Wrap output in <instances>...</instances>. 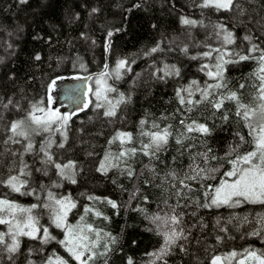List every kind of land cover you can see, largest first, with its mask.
<instances>
[{"label":"trees","instance_id":"1","mask_svg":"<svg viewBox=\"0 0 264 264\" xmlns=\"http://www.w3.org/2000/svg\"><path fill=\"white\" fill-rule=\"evenodd\" d=\"M200 2L201 0H28L26 4H20L19 0H0V153H3L0 156V177L8 175L13 161L19 164V155L13 157L5 149L22 150L21 145L2 143L9 135L7 126L12 121L23 118L30 102L43 98L47 103L49 92L46 91V85L51 79L56 76L85 74L97 76L107 64L108 82L117 88L116 93L109 95L112 103L115 104L121 92L126 98L131 96L130 102L117 106L116 117L110 118L103 115L104 108L94 107L98 102L90 94L89 103L84 106V110L81 111L80 107L72 113L68 125V141L63 149L56 147L62 141L60 133L53 134L55 143L50 151L58 163H75L76 184L61 180L56 174L57 170L51 166L47 176L36 172L35 169L42 166V154L36 156L32 153L23 157L32 169V186L39 189L41 183L50 186L55 181L62 186L51 190L58 197L70 195L77 203V208L69 214L70 223H76L84 215L85 206L110 217V221H106L94 214L85 216L86 222L111 232L119 240L110 254L108 264H126L129 256L135 264H148L151 259L148 253L162 246L163 233L172 227L171 224H165L164 218L170 216L176 206L175 191L180 186L179 179L191 174L192 167L196 165L201 168L216 167L219 169L216 173L217 180L205 182L215 184L220 173L226 171L229 165L223 159L212 160L211 156L225 157L229 145L239 143L235 136L237 131L247 137V129L235 117V107L230 102L224 105L229 110V120L225 122L220 118L224 109L212 115L214 110L205 103L192 106L193 110L188 112L186 109L189 105L179 103L176 90L192 80L199 81L202 87L205 81L213 83L200 71V67L204 63L211 66L214 60H192L190 57L208 51L206 46L222 47L216 36L217 30L213 27L218 23L225 24L235 35L236 43L224 46L229 51L246 53L250 45L243 37L248 34L253 36V42L264 48V31L261 28L264 25V0H238L244 9L243 16L238 15L239 10L235 8L233 11L202 9L197 7ZM135 4H140L141 7H133ZM93 8L99 11L93 13ZM181 16L203 20L204 26L182 25ZM116 29L120 31L117 32ZM109 31L114 35L111 37V50L106 52L105 43ZM157 44L162 51L145 55ZM185 45L189 49L187 55L181 51ZM37 54L41 56L40 61L35 60ZM215 55L213 53V57ZM124 58L129 59L130 63L135 60L131 65L132 72L122 70V79L116 80L113 75L116 62ZM81 63L86 66L87 73L80 70ZM165 64L180 68L181 75L169 76L164 80L154 77V70L162 69ZM256 68L255 61L226 65L225 78L229 88L236 90L240 83L247 85L241 90L245 102H250L254 94L251 87L253 77L250 74ZM159 75H163V72ZM199 98V93L193 97L194 100ZM9 99L13 104L5 109L3 104H7ZM17 103L19 108L14 107ZM181 119L185 120V124L193 120L205 123L212 129V134L204 136L195 131L188 133L180 124ZM141 120H146L147 123L141 126ZM153 124L159 127L153 128ZM168 126H171L169 131L172 136L165 148L157 154V158H150L137 151L131 158L116 159L122 150L133 147L139 149L142 144L148 143L149 138L142 133L161 131ZM117 132L131 133L132 141L124 145L119 141L110 144L109 141ZM48 135L44 133L34 137L37 149ZM175 138H180L182 143L178 145ZM209 148L212 152L205 162L200 154ZM248 148L249 145L244 144L239 152ZM109 153L110 160L104 161V156ZM100 163H110L117 167H110L107 174H103L97 171ZM128 166L135 172L131 178L125 172ZM173 173L178 179H173ZM190 183L197 189L190 196L193 199L198 197L200 203H203V189L195 182ZM133 192H137V195L130 200ZM0 193H8L9 199L16 200L21 205L36 202L32 196L11 193L3 186H0ZM89 196L100 199L89 200ZM105 197L115 200L120 208L113 209L104 203ZM180 204L187 205L176 208L177 213H184L182 226L186 233L190 231L188 242L180 241L185 243L187 254L176 248L174 254L167 257L168 264H209L211 255L226 254L233 250L240 252L247 247L264 250V241L247 235L254 227H259L256 220L259 216H264V205L204 209L197 208L196 204L185 198H180ZM117 211L119 215L116 214ZM193 212L196 215H191ZM157 215L162 219L153 223L152 218ZM231 216L241 219L247 216L251 223L241 224L234 219L232 224H228L227 220ZM218 217L221 226H226L229 229L228 235L234 239L225 238L223 243L217 244L215 235H224L218 232L215 224ZM201 218L207 225L203 230L200 227ZM41 224L49 225L46 213L41 217ZM0 230H3V226H0ZM50 230L58 239L62 238L60 230ZM40 247L38 242L23 238L21 254L16 257L15 264H27L26 257L41 264L42 259L50 255L52 250L68 259L69 264H76L55 242L44 245L42 253L34 251L28 257V248ZM7 255L0 251V264H11L6 259ZM96 264H102V261L98 259Z\"/></svg>","mask_w":264,"mask_h":264},{"label":"snow or ice","instance_id":"2","mask_svg":"<svg viewBox=\"0 0 264 264\" xmlns=\"http://www.w3.org/2000/svg\"><path fill=\"white\" fill-rule=\"evenodd\" d=\"M27 2L28 0H19L20 4H26ZM133 7L139 8L141 5L135 4ZM197 7L225 11H233L235 8L239 10L238 15H244V9L238 0H201ZM97 11L99 9H92L93 13ZM180 22L186 26H196L198 24L204 26L203 20L197 21L185 16L180 17ZM213 27L217 30L216 36L221 41L222 47L212 48L211 46H206L209 48L208 51L190 57L192 60H214L211 66L208 63H204L200 67V71L213 83L205 81L202 87L199 81L192 80L188 85L178 88L176 96L181 105H189L186 109L188 112L193 110L192 106L201 103L209 105L214 110L212 115L224 109L220 118L225 122L229 120V110L225 109L224 105L226 102H230L235 107V117L239 118L247 129V137L237 131L235 136L239 143L235 146L230 144L225 157L218 158L215 155L211 156L212 160L223 159L229 165L226 171L220 173V178L215 184L205 182L217 180L216 173L219 169L216 167L201 168L199 165H196L192 167L191 174H186L183 179H179L180 186L175 191L177 197L176 206L173 207L172 214L164 218L165 224H171L172 227L163 233L162 246L158 250L148 253L149 257H151L148 264H157L158 261L160 264H168L167 257L173 255L176 248H179L181 253L187 254L185 243L188 242L190 231L186 233L185 228L182 226L184 213L176 212V208L187 207V205H181L180 198L188 199L190 203L196 204L197 208L204 209H235L247 204L264 205V48H261L260 44L253 42V36L248 34L243 37V40L247 41L250 45L246 53L229 51L224 46L236 43L234 33L228 30L227 26L223 23H218ZM261 28L264 31V25H261ZM116 31L118 32L120 29H116ZM113 35L112 31L107 33L106 52L111 50V37ZM256 39H259V37H256ZM158 51H162L159 44L152 47L145 55H151ZM181 51L187 55L189 51L188 46H183ZM213 53L216 54L215 57H213ZM35 60L40 61L41 56L37 54ZM244 61H255L257 64V68L250 74L253 77L251 87L254 89L250 102H245L243 99L244 94L241 90L247 87L245 83H240L238 88L233 90L229 88L225 78L226 65L238 64ZM134 63V59L131 60V63L127 58L117 60L113 74L115 79H122V70L129 73L132 72L131 65ZM79 68L82 72L87 73V68L83 63L79 65ZM160 72H163V75H159ZM180 75V68L167 64L162 69H155L153 72V76L161 80L169 76L179 77ZM62 79H64L63 76H56L51 79L46 85V91L49 93L54 91L57 88L58 81ZM75 79L86 82L90 80L95 81V87H90L86 91L93 95L98 102L94 105L95 108L105 109L103 115L106 117H116L117 106L131 100V96L126 98L122 92L119 93V100L115 104L109 100L108 94L116 93L117 88L108 83L109 71L107 64L104 65V71L97 76H92L91 74L77 75ZM196 93H199L200 98L194 100L193 97ZM101 100L104 103H99ZM54 103L55 101L51 95L47 96V105L43 98L30 102V107L25 111L23 118L14 120L7 126L9 135H7V138L2 143L4 145H21L22 150L13 151L8 148L5 149L13 157L19 155V164L17 165L16 161H13V165L8 169V175L0 177V186L8 189L11 193H17L21 196H32L36 202L25 206L16 200L9 199L8 193H0V226H3V230H0V251L6 252L8 254L6 257L7 261L15 264L16 257L21 254L23 238H27L28 241L38 242L41 245L38 249L28 248V257L34 251L42 253L44 245L55 242L76 264H96L98 259L102 261V264H108L111 258L110 254L114 251V247L119 244V240L111 232H106L104 229L97 228L92 223L86 222L85 216L94 214L96 217H102L106 221H110V217L103 216L100 211H94L90 206H85L83 208L84 215H81L76 223H69V214L73 209L77 208V203L70 195L58 197L51 190V188H58L62 185L55 181L50 186L41 183L39 189H37V187L30 184L32 169L23 160V157L26 154L32 153H35L36 156L42 154L40 160L42 166L36 168V172L47 176L49 166H51L57 170L56 174L61 180H68L72 184L77 183L75 179V163L72 161L66 164L58 163L50 151L55 143L52 138L55 133H60L62 137V141L56 147L59 149L65 147L68 141V125L73 115L72 113L61 112L56 107L48 106L54 105ZM12 104L13 101L9 99L7 104H3V107L7 109ZM14 107L19 108V103L14 105ZM83 110L84 107L82 106L81 111ZM146 123V120L140 121L141 126ZM180 124L185 127L188 133L195 131L204 136L212 134V129L205 123H197L193 120L191 123L185 124V120L181 119ZM152 127L158 128L159 126L153 124ZM169 127L171 126L161 131L142 133L149 138V142L142 144L139 149L133 147L122 150L116 159L131 158L137 154V151L150 158H157V154L165 148L169 142V137L172 136ZM44 133H48L49 135L37 149L34 137ZM132 139V134L129 132H117L109 143L119 141L121 145H124L130 143ZM175 139L178 145L182 143L180 138ZM244 144L249 145L248 150L239 152V148ZM211 152L212 149L209 148L206 152L200 154L205 162L209 160ZM2 155L3 153H0V156ZM110 158L111 154H106L104 161H109ZM110 167H117V165L100 163L97 171L107 174ZM125 172L129 178L135 175L134 170L130 166L125 168ZM172 175L173 179H178L174 173ZM190 182L199 184L200 188L203 189V203H200L198 197L193 199L190 196L191 193L197 191ZM137 192H133L130 195V200L135 199ZM88 199L99 200L100 198L89 196ZM144 199L146 200L147 197H144ZM103 202L110 205L113 209L118 210L120 208V205L115 200L107 197L104 198ZM133 210L143 211V209ZM45 213L49 217L48 226L41 224V217ZM116 214L119 215V211ZM191 215L194 216L196 213L193 212ZM161 219L157 215L152 218V222L156 223ZM234 219L240 221L241 224L251 223L247 216H244L242 219L238 216H231L228 218L227 223L232 224ZM256 223L259 227H254L247 235L259 237L264 241V216H259ZM215 224L218 232L224 234L215 235L217 244L223 243L225 238L234 239V237L228 235L229 229L226 226H221L219 217L216 219ZM200 227L201 230L207 227L203 223L202 218ZM51 228L60 230L62 238L58 239L50 230ZM241 238L243 239L244 237L241 236ZM180 241H184L185 243H180ZM197 243H200V241L197 240ZM26 261L27 264H36L34 260L27 257ZM233 261H235V264H264V250L247 247L240 252L233 250L226 254L211 255L209 264H232ZM41 264H69V260L59 255L55 250H52L50 255L42 259ZM126 264H135L131 256L127 257Z\"/></svg>","mask_w":264,"mask_h":264},{"label":"rangeland","instance_id":"3","mask_svg":"<svg viewBox=\"0 0 264 264\" xmlns=\"http://www.w3.org/2000/svg\"><path fill=\"white\" fill-rule=\"evenodd\" d=\"M75 77L76 76L64 77V79L58 81L57 88L49 93V95L53 97L55 103L54 105L48 106L56 107L64 113H73L79 110L80 107H84L89 103L90 93L87 92L86 89L90 87L94 88L95 81L90 80L86 82L77 80ZM110 94L111 93L108 94V98ZM86 101L88 102L87 104ZM100 103H104V101L101 100ZM232 264H235V261H233Z\"/></svg>","mask_w":264,"mask_h":264}]
</instances>
